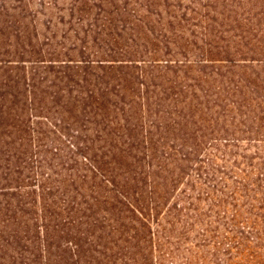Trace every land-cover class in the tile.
Masks as SVG:
<instances>
[{"label": "trees", "instance_id": "1", "mask_svg": "<svg viewBox=\"0 0 264 264\" xmlns=\"http://www.w3.org/2000/svg\"><path fill=\"white\" fill-rule=\"evenodd\" d=\"M0 157V264H264V0H10Z\"/></svg>", "mask_w": 264, "mask_h": 264}, {"label": "rangeland", "instance_id": "2", "mask_svg": "<svg viewBox=\"0 0 264 264\" xmlns=\"http://www.w3.org/2000/svg\"><path fill=\"white\" fill-rule=\"evenodd\" d=\"M18 0H15V2ZM31 1V0H28ZM48 0H34V2L36 4H42L44 2H46ZM10 3V0H0V7L3 6L4 4H8ZM39 9V7H37ZM8 22H10V18H8ZM9 29H10V25ZM12 30H14V28L12 27ZM242 145H248V144H242ZM251 151V150H250ZM248 151V156L249 154H251L252 152ZM29 163V162H28ZM26 164L23 168H19L17 171L19 172V175L16 174L14 175V178L19 180L18 178H22L23 180H26V176H28L29 172H31V169L36 172L35 165L30 162L29 164ZM26 169H28V171H25ZM30 170V171H29ZM10 187V165H8L7 163L3 162V160H1L0 157V187ZM8 191L4 192V193H0V226H2V224H4L10 217V212L8 211L7 208V203L6 202H10V197L7 196L8 195ZM3 195V196H1Z\"/></svg>", "mask_w": 264, "mask_h": 264}]
</instances>
